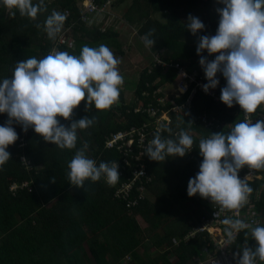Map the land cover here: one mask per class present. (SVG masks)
<instances>
[{
    "label": "trees",
    "instance_id": "obj_1",
    "mask_svg": "<svg viewBox=\"0 0 264 264\" xmlns=\"http://www.w3.org/2000/svg\"><path fill=\"white\" fill-rule=\"evenodd\" d=\"M126 1L128 0H95L99 6L108 4L105 6V14L100 17L102 20H97L93 27L80 21L81 12L77 0H58L54 4H48L44 0L47 11L38 14L35 20L20 16L18 11L14 16L11 11V17L7 19L4 14L5 7L0 2V81L11 78L17 61L31 57L41 59L53 49L79 55L82 46H90L91 43L93 45L90 47L100 44L109 48L118 46L117 33L108 30L106 21L110 14L115 15L114 7ZM129 1L131 3L122 6L123 20L137 28L141 38L149 29H156L153 37L156 43L150 49L153 53H158L169 64L184 68L189 74L195 71L204 73L199 64L200 56L196 53V47L198 36H211L216 33V30L210 27L213 17H206V13L204 16L203 11L211 10L213 2L217 0ZM33 2L37 3L38 0ZM52 10L61 13L68 10L71 13V17L66 19L61 33L54 41L48 39L42 27H35L37 23L43 25ZM158 15L166 17V21L158 20ZM189 15L198 17L205 25V29L197 36H193L185 27ZM219 19L214 20L217 25ZM70 27L73 46L58 45V38ZM117 55H123V52L120 50ZM202 55L208 56V53L205 51ZM148 73V69L143 71L137 82V95L144 100L145 106L150 103L156 105V97L159 95L155 96V93L162 86L173 82L177 69L159 68ZM219 81L218 92L221 95L220 89L226 85V80L220 73ZM145 91L150 93L147 98L142 96ZM121 94L120 90L119 101L123 107L100 111L91 105L86 112V101H81L73 110L71 120L57 117L66 126L85 116L97 118L92 127L78 130L76 149L61 150L54 144L43 141L36 133L29 134L26 145L20 147V139L25 132L19 125H13L18 133V140L6 149L10 152L11 159L0 169V264H122L126 259H129V264H135L141 260V246L153 238L160 228L168 230L164 240H159L160 244L162 241L171 244L175 235L182 242L183 236L201 223L202 216L207 215V199L201 198L199 194L193 197L187 195L188 181L199 172L203 160L199 154V140L207 134L185 113L172 116L171 128L173 133L179 132L181 129H187L186 123L192 122V153H187L184 157L170 156L161 162L150 160L148 156L144 159L154 178L148 186L156 196L157 202L145 201L135 209H126L113 198L114 189L120 180L114 186L104 183L102 178L97 182L87 180L85 189L69 184L67 164L85 141L89 145L86 155L94 159L97 166L101 162L121 161V156L116 151L105 148L109 133L139 127L147 122L146 115L134 114V106L124 105ZM186 98L187 95L177 102L181 104ZM191 113L193 119L199 116L219 119L224 124L219 132L225 133L233 123L243 121L244 114L240 106L229 108L225 105H215L209 96L202 93L194 97ZM260 115L264 117L263 105L253 116L260 118ZM7 119V114H0V126L4 125ZM162 137L175 139L167 132H164ZM23 158L30 163L31 168L24 165ZM247 169H241L239 177L244 175ZM259 173L263 175L264 170H259ZM52 177H55V183L51 182ZM23 182L28 183L29 187L19 189L16 194L10 192L13 183ZM249 184L253 189V198L261 194V199L255 202L263 220L259 226L264 227V180L254 178ZM173 205L186 206L187 212L185 215H181L177 210L173 212ZM139 215L148 224L147 228H142L138 222ZM246 231L242 230L240 233L233 251L238 252L245 241L250 247L256 246V241L252 240L250 234L245 235ZM155 237L157 238L156 235ZM180 244L178 264L199 257L203 251L201 248H205V258L215 255L212 239L207 233L200 234L188 244Z\"/></svg>",
    "mask_w": 264,
    "mask_h": 264
},
{
    "label": "clouds",
    "instance_id": "obj_2",
    "mask_svg": "<svg viewBox=\"0 0 264 264\" xmlns=\"http://www.w3.org/2000/svg\"><path fill=\"white\" fill-rule=\"evenodd\" d=\"M0 2L13 16L18 11L20 16L31 20L47 11L44 0ZM217 3L223 7L216 8L220 17L216 33L198 36L196 47L207 80L202 89L206 94L216 89L220 83L217 74H222L226 85L220 89V100L229 108L238 104L246 118L233 123L227 133L216 132L199 140L203 160L199 172L188 181L187 195L199 194L222 211L238 213L253 192L248 182L250 174L241 179L238 173L245 167L264 170V119L253 123L247 118L264 105V0H217ZM66 19L63 13L52 10L43 25L37 23L35 27H42L48 39L54 41ZM185 27L193 36L205 29L204 23L192 15L188 16ZM155 33L156 29L152 28L142 37L146 48L152 49L155 45ZM205 51L215 58L209 60L202 55ZM119 63L105 44L84 45L79 55L53 49L41 59L31 57L17 61L11 78L0 81V114L8 117L0 126V169L11 159L6 149L18 140L14 124L25 133L29 128L34 129L43 141L61 150L76 149L78 130L92 127L97 118L85 116L66 126L57 117L71 120L73 110L81 101H86V112L91 105L104 111L118 104L120 86L124 82ZM186 125L187 129L173 133L172 128L162 124L146 147L145 155L157 162L170 156L184 157L194 143L190 135L193 124ZM161 131L176 138H164ZM88 148L85 141L67 164L69 184L85 189V181L97 182L104 177L109 186H114L120 180L118 163L101 162L97 166L96 161L86 155ZM51 182L55 183V177ZM222 224L229 240L234 233L247 230L245 235L250 234L256 241L255 247L245 241L233 254L236 264H264V227L232 216H226Z\"/></svg>",
    "mask_w": 264,
    "mask_h": 264
},
{
    "label": "built area",
    "instance_id": "obj_3",
    "mask_svg": "<svg viewBox=\"0 0 264 264\" xmlns=\"http://www.w3.org/2000/svg\"><path fill=\"white\" fill-rule=\"evenodd\" d=\"M46 1L48 4H54L58 0ZM107 4L108 3L104 6H99L96 4L95 0H77V5L81 12L80 21L84 25L93 27L97 20H102L100 17L105 14V6H107ZM63 13L66 15L67 19L71 17L70 11L65 10ZM71 31L72 27L66 29V31L58 38V45L67 44L73 46L74 41L70 36V34L72 35ZM103 32H105V29ZM55 50L59 51V49ZM152 55L154 56V59L150 68H148L149 73H152L154 69L159 68L166 70L168 67H173L177 69L175 79L171 84H167L174 85L173 92L169 96H162L160 95L161 93L157 94V90L155 96L159 95L161 97H156V105L150 103L146 106L144 105L139 110H135L134 108V114H143L147 116L148 119L146 123L139 127L135 126L127 130L111 132L105 140V148L107 150H114L121 156V161H117L119 165L118 171L120 174V183L114 189L113 198L124 204L126 209H135L141 202L147 200V194L150 193L148 185L153 182L154 178L144 161L147 157V155H145V149L153 139L154 134L160 130L162 124H167L171 128L173 123L172 116H178L185 113L190 120H193L195 125L200 126L204 132H206L207 136L205 138L209 137L212 133L222 130L224 125L222 121L214 117L208 118V116H199L196 119H193L191 110L194 97L198 93L206 94L202 89V85L207 83L204 73L195 71L192 74H189L184 68L166 62L158 53H153ZM186 95V100L179 104L177 101ZM206 95L211 98L215 105H225L220 100L218 86L216 89H210L209 93ZM143 96L149 97L150 93L145 91ZM236 105L239 106L238 104H234V106ZM253 115L254 113L249 114L247 117L253 123L258 119H264L262 115H260V118H254ZM245 118V114H243V120ZM32 133H35L32 128H29V130L24 133V136L20 139V147L26 145V138ZM163 134L164 132L161 131V135ZM193 149L194 144L188 153L191 154ZM22 161L27 168H31L30 163L25 158H23ZM249 174L248 182L254 178L264 180V174L261 175L259 171L250 169H247L245 174L240 178L243 179ZM28 187L29 184L26 182L21 184L13 183L10 187V192L16 194L19 189ZM260 199L261 194H258L253 198V194L251 193L247 204L241 208L238 213L229 212L227 210L222 211L218 205L212 204L210 199L206 200L208 207L207 215L202 216L201 223L190 229L182 238V242L188 244L200 234L207 233L209 237H211L215 255L210 256L207 260L201 259L197 264H236V259H234L233 256L236 252L233 251V246L237 243L238 237L242 231L234 233L231 240H229L224 231L225 225L222 224V220L226 216H232L233 218L243 219L246 223H253L254 226L257 223L259 225L262 224L263 220L256 209L255 202ZM122 264H129V259L123 261Z\"/></svg>",
    "mask_w": 264,
    "mask_h": 264
},
{
    "label": "rangeland",
    "instance_id": "obj_4",
    "mask_svg": "<svg viewBox=\"0 0 264 264\" xmlns=\"http://www.w3.org/2000/svg\"><path fill=\"white\" fill-rule=\"evenodd\" d=\"M129 3H131V1L128 0L122 5L114 7L113 12L115 15L110 14V17H109L110 20L106 21V27L108 28V30L111 29V31L117 33L116 41L118 42V46H113L110 49L114 53V56L120 60V63L118 65V70L124 78V82L120 86V90L122 92L121 94L122 102H124L125 106H128V107L134 106L135 110L136 109L139 110L145 105V102L144 100H142V98H140L137 95V82L139 81V77L141 73L147 70L148 68H150L153 62L154 56L152 55L153 52L150 53L149 50L144 46L142 38L139 37L138 29L135 27H132L131 25L126 24L123 20L122 6L129 4ZM217 7H222V4H217V2H213V7L211 10L203 11L204 16L206 13V17L207 15H211L213 17L212 18L213 22H211L210 27L214 30H217L218 28V25L214 22V20L217 21L219 19V15L216 12ZM6 15H8V13H6ZM8 17L10 18L11 14L8 15ZM116 17L118 19H116ZM156 17L160 21H163V22L166 21V17L164 16L158 15ZM92 45L93 43L90 44V46ZM94 46H96V44H94ZM120 50L123 52V55H117ZM206 57L209 60H211L215 58V55H213L212 57L211 56H206ZM217 78L219 79V73L217 74ZM173 88H174V85L162 86L160 89H158L157 94L161 93L162 96H165V95L169 96L173 92L172 91ZM159 97L161 96H158L157 98ZM120 107H123L122 103L118 102V104L113 105L111 109H117ZM117 115L120 116V113L117 112ZM181 159L180 161L182 164L183 161ZM169 160L172 161L173 159H169ZM173 201L177 202V200H173ZM176 210L179 211L181 215H185V213L187 212V207L183 205H179V207L174 206L173 212H176ZM177 240L178 238L175 237V240L172 241L173 243L170 245L173 249H174L175 243H177ZM159 259L165 261L166 263L165 257H160L158 258V260Z\"/></svg>",
    "mask_w": 264,
    "mask_h": 264
},
{
    "label": "crops",
    "instance_id": "obj_5",
    "mask_svg": "<svg viewBox=\"0 0 264 264\" xmlns=\"http://www.w3.org/2000/svg\"><path fill=\"white\" fill-rule=\"evenodd\" d=\"M7 11V12H6ZM6 13H8V15L11 14V11L5 8V15ZM8 15H6V18L9 19ZM110 20V19H108ZM149 50L150 53H152V51L147 48ZM120 103V101H119ZM117 105V104H116ZM104 183H106L105 178L102 177ZM146 201H151L153 203L157 202L156 200V196H154V194L151 193V189H150V193L147 194V200ZM124 205V204H123ZM125 207V206H124ZM137 220L140 223V225L142 226V228H147L148 224L144 221V219L142 218V216H137ZM143 222V223H142ZM145 222V223H144ZM166 229H162L160 228L157 231V234H155L157 236V238L154 237L151 238L149 241H146V243L143 245V247L141 246V248L139 249V255L141 257V260L138 261V263L136 262L135 264H178L179 263V259L177 257V254L179 253V246L181 245L180 243L181 240L178 238L177 243H175L174 245V249L170 246L175 240V236H173L172 238V243L169 244L168 241H166V243H164V241H162V243L160 244L159 240H164V237L167 234ZM184 245V244H182ZM203 251L201 252V255L199 257H194L191 258V260L186 261L183 264H197L199 260L201 259H205L207 260L208 258L206 257L205 248H201ZM160 257H165L166 259V263L163 260H158V258ZM134 264V263H133Z\"/></svg>",
    "mask_w": 264,
    "mask_h": 264
}]
</instances>
